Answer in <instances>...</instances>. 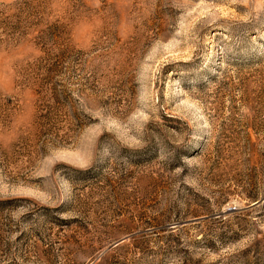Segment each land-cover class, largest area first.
<instances>
[{"label":"rangeland","instance_id":"374dc122","mask_svg":"<svg viewBox=\"0 0 264 264\" xmlns=\"http://www.w3.org/2000/svg\"><path fill=\"white\" fill-rule=\"evenodd\" d=\"M0 264H264V0H0Z\"/></svg>","mask_w":264,"mask_h":264}]
</instances>
